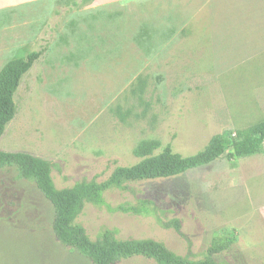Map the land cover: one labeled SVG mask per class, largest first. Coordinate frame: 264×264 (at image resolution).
Instances as JSON below:
<instances>
[{"label":"rangeland","instance_id":"1","mask_svg":"<svg viewBox=\"0 0 264 264\" xmlns=\"http://www.w3.org/2000/svg\"><path fill=\"white\" fill-rule=\"evenodd\" d=\"M183 6L179 0H50L1 12L0 68L31 51L41 55L15 92L16 114L0 150L46 159L55 186L63 188L135 164L142 143L156 142L154 153L169 144L188 156L216 134L235 137L264 119L235 123L237 111L245 114L250 79L207 75L205 52H192L176 34ZM240 161L223 155L174 177L110 188L104 204L85 203L77 220L92 239L108 228L119 238H154L191 260L204 259L212 240L224 236L230 245L214 260L264 264L261 219L253 211L262 196L251 182L233 180L230 167ZM141 201L147 210L140 213L119 209ZM52 217L32 180L15 166H0V264H92L60 243ZM113 264L158 263L132 256Z\"/></svg>","mask_w":264,"mask_h":264},{"label":"trees","instance_id":"2","mask_svg":"<svg viewBox=\"0 0 264 264\" xmlns=\"http://www.w3.org/2000/svg\"><path fill=\"white\" fill-rule=\"evenodd\" d=\"M40 55V50L31 51L25 57L7 61L0 68V138L16 114L15 92L20 81ZM263 140L264 119L237 130L235 137L228 132L216 134L201 151L188 156L175 152L169 144L154 153L157 143L146 142L134 150L135 156L140 157L135 164L115 167L104 180L83 179L63 188L55 186L51 164L42 157L0 150V166H15L22 178L35 183L53 208L51 225L55 237L61 244L89 258L92 264H113L132 256L150 258L158 264H224L212 258V255L229 247L230 241L224 236L212 240L204 259L191 260L154 238H119L108 228L92 239L77 218L85 203L104 204V194L110 188H125V184L130 182L174 177L223 155L233 160L262 152ZM119 209L140 213L147 210V205L141 201L139 205H119ZM173 222L178 230L177 221L173 219Z\"/></svg>","mask_w":264,"mask_h":264},{"label":"crops","instance_id":"3","mask_svg":"<svg viewBox=\"0 0 264 264\" xmlns=\"http://www.w3.org/2000/svg\"><path fill=\"white\" fill-rule=\"evenodd\" d=\"M46 1L50 0H0V13ZM179 3L184 6L175 18L182 20L176 34L188 39L192 52L202 55L205 52L207 75L219 78L238 73L236 77L250 79L246 78L252 89L242 98L245 114L241 109L237 111L235 123L258 114L264 117V0H179ZM237 68L245 70L234 72ZM262 149L231 160L241 159V164L230 169L233 180H244L248 185L251 182L255 193L262 196L254 201L253 211L261 219L264 238V140Z\"/></svg>","mask_w":264,"mask_h":264}]
</instances>
